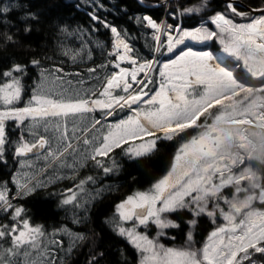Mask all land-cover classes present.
I'll return each mask as SVG.
<instances>
[{
  "label": "snow or ice",
  "instance_id": "1",
  "mask_svg": "<svg viewBox=\"0 0 264 264\" xmlns=\"http://www.w3.org/2000/svg\"><path fill=\"white\" fill-rule=\"evenodd\" d=\"M0 53V264H264V0H0Z\"/></svg>",
  "mask_w": 264,
  "mask_h": 264
},
{
  "label": "trees",
  "instance_id": "2",
  "mask_svg": "<svg viewBox=\"0 0 264 264\" xmlns=\"http://www.w3.org/2000/svg\"><path fill=\"white\" fill-rule=\"evenodd\" d=\"M34 3L36 4H40L41 2H46L49 4L52 3H62L65 5H71L73 2H75V0H33ZM118 2V0H117ZM127 2L129 4L135 5V0H127ZM154 1H149V0H145V4H149V3H153ZM172 3H175V0H171ZM184 2L187 5H193L196 3H200L201 0H184ZM245 2H248V0H245ZM211 6L215 7V6H220L222 5L223 1L222 0H210ZM152 14L155 15H162L163 14V9H156L152 12ZM13 16L16 15V13H12ZM110 19H112L113 17H109ZM76 19L80 20L81 22H86L87 21V17L84 15L83 12H79L76 13ZM118 23H123L124 22V18L121 17L118 21ZM134 30V29H133ZM42 35V34H41ZM41 35H37L35 33H33L31 36L26 37V40H32L34 43L38 44L41 42ZM103 38V37H100ZM55 40V37L52 36L50 33L47 37V41L50 45V47L48 49H45V51L48 52L49 55L54 56V58L58 57V53L56 52V49L54 47H51L52 42ZM66 42L78 47L79 46V42L75 40L74 37H68L66 38ZM142 42L138 43L139 44ZM0 56H2V53H0ZM94 57H95V62L96 63H100V52L98 50L94 51ZM90 66L88 64H81L79 65L80 68H84ZM154 167V165L152 164H147V169L151 170ZM135 169H137V165L134 164H127L125 165V173L128 171H131L133 175H143V171H135ZM125 173H121L115 177H110L109 180H111V182L115 183L118 188L119 191L114 193L113 196H109L104 200L103 205H97V209L98 211V215H102L103 212L106 210L108 203L113 200L114 198H116L117 196H119L121 193H127L130 189V185H129V181L126 177ZM60 185H57V189H59ZM51 191V189H49ZM57 204V197L55 196H43V195H37L30 203H29V207L32 209L33 211V215L34 218L36 220V222H45L47 221L48 223H52V222H59V223H68L69 225V217L66 213V211L64 209H60L56 207ZM75 229H77L78 231H82L83 228L82 227H78V226H73ZM177 234V243L180 242L181 238H182V233H176ZM165 243H167V241H164ZM87 252V247H82L78 253L74 254L72 257V264H83L84 260H85V253Z\"/></svg>",
  "mask_w": 264,
  "mask_h": 264
},
{
  "label": "rangeland",
  "instance_id": "3",
  "mask_svg": "<svg viewBox=\"0 0 264 264\" xmlns=\"http://www.w3.org/2000/svg\"><path fill=\"white\" fill-rule=\"evenodd\" d=\"M196 4H198V3H196ZM193 5H194V4H193ZM110 182H111V180H110ZM69 220H70V217H69ZM68 226H69V227H72L74 230H77V229H75V228L73 227L74 225H72L71 222H69V225H68Z\"/></svg>",
  "mask_w": 264,
  "mask_h": 264
},
{
  "label": "water",
  "instance_id": "4",
  "mask_svg": "<svg viewBox=\"0 0 264 264\" xmlns=\"http://www.w3.org/2000/svg\"><path fill=\"white\" fill-rule=\"evenodd\" d=\"M149 1H154V0H149ZM223 1V0H222Z\"/></svg>",
  "mask_w": 264,
  "mask_h": 264
}]
</instances>
